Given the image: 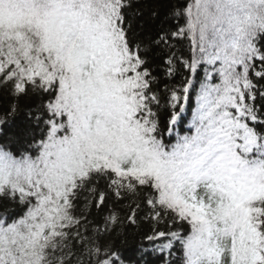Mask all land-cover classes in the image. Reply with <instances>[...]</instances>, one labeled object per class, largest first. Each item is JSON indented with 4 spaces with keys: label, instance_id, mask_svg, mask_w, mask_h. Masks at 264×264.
<instances>
[{
    "label": "snow or ice",
    "instance_id": "snow-or-ice-1",
    "mask_svg": "<svg viewBox=\"0 0 264 264\" xmlns=\"http://www.w3.org/2000/svg\"><path fill=\"white\" fill-rule=\"evenodd\" d=\"M0 264H264V0H0Z\"/></svg>",
    "mask_w": 264,
    "mask_h": 264
}]
</instances>
